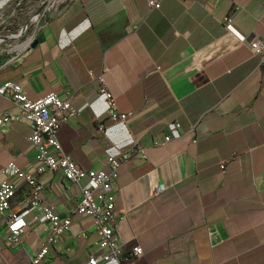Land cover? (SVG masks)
Listing matches in <instances>:
<instances>
[{"label": "crops", "instance_id": "crops-1", "mask_svg": "<svg viewBox=\"0 0 264 264\" xmlns=\"http://www.w3.org/2000/svg\"><path fill=\"white\" fill-rule=\"evenodd\" d=\"M14 2L0 0V87L70 98L80 116L58 139L82 169L108 173L109 157L132 154L115 187L121 264H264V57L250 51L264 40V0H66L29 19ZM101 74L132 114L126 125L109 119ZM9 114L20 110L0 96ZM30 133L22 120L0 125V181L15 164L42 186L43 205L72 217L43 264H90L106 252L94 219L76 214L78 187L37 173ZM26 193L19 182L0 215V264H31L50 232L26 213ZM10 214L26 231L19 247L6 243ZM136 246L143 257L125 262Z\"/></svg>", "mask_w": 264, "mask_h": 264}, {"label": "built area", "instance_id": "built-area-1", "mask_svg": "<svg viewBox=\"0 0 264 264\" xmlns=\"http://www.w3.org/2000/svg\"><path fill=\"white\" fill-rule=\"evenodd\" d=\"M62 2L54 7L53 13L59 12ZM150 7L159 9L160 4L150 1ZM28 27L29 24H25L24 31ZM250 51L254 56L264 57V40L254 39L251 41ZM95 79L99 83L98 95L104 98L108 107L109 119L126 125L132 114L122 113L118 110L116 99L108 89L104 74ZM0 96L11 97L20 110L18 116L9 114L0 117V125H10L22 120L30 128L31 133L28 137V142L37 151V173L50 172L58 174L79 188L80 200L76 214L94 219L100 247L106 251L101 257L91 259L89 263L98 264L102 261L106 264H121L119 256L122 249L116 234L115 225V187L121 167L130 160L132 154H124L118 158L109 157L107 164L110 166L111 171L108 173L105 171H86L64 152L58 139L61 127L77 120L80 116L73 107L70 98L62 99L58 94L51 92L42 98L31 100L23 92L22 88L14 83H6L1 86ZM179 128L180 126L176 125V129ZM104 129L105 127L101 125L99 130L104 131ZM170 141L171 137H164L165 143ZM133 151L140 153L144 158L145 150L142 146H135ZM220 168L222 171L226 170L224 164ZM5 174L8 179L0 181V215L5 216L10 212L11 200L18 190V183L21 182L27 187V195L22 200L26 213L38 211L42 220L50 227V232L44 245L31 262V264H43L50 249L70 230L72 217L70 215H60L53 208L43 205L41 200L43 188L36 182L34 175L24 171L15 164L8 165ZM83 182H87L88 185L84 186ZM10 218L12 229L6 243L10 247H19L26 231L24 227L18 224L21 216L10 214ZM142 257V248L136 246L125 258V262Z\"/></svg>", "mask_w": 264, "mask_h": 264}, {"label": "rangeland", "instance_id": "rangeland-1", "mask_svg": "<svg viewBox=\"0 0 264 264\" xmlns=\"http://www.w3.org/2000/svg\"><path fill=\"white\" fill-rule=\"evenodd\" d=\"M61 1L64 0H18L17 3H15L16 1L14 2L17 8L16 15L20 14V17L25 19L34 18L39 9H41V11L45 9L53 11L54 7Z\"/></svg>", "mask_w": 264, "mask_h": 264}, {"label": "water", "instance_id": "water-1", "mask_svg": "<svg viewBox=\"0 0 264 264\" xmlns=\"http://www.w3.org/2000/svg\"><path fill=\"white\" fill-rule=\"evenodd\" d=\"M36 45H37V43L35 42V43H33V44L30 46V48H31V49H34V48L36 47Z\"/></svg>", "mask_w": 264, "mask_h": 264}]
</instances>
